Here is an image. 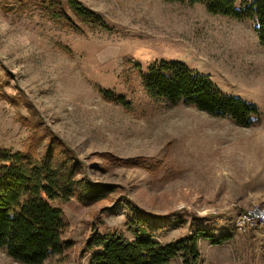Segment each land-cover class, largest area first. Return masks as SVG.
<instances>
[{
    "label": "rangeland",
    "instance_id": "374dc122",
    "mask_svg": "<svg viewBox=\"0 0 264 264\" xmlns=\"http://www.w3.org/2000/svg\"><path fill=\"white\" fill-rule=\"evenodd\" d=\"M76 1L104 26L80 34L0 0V145L20 149L29 136L22 116L30 117L71 150L79 181L112 189L90 205L53 202L69 221L65 238L74 247L47 264H88V254L79 257L83 224L104 208L106 226L125 230L122 202L155 218L152 236L161 243L198 224L228 235L218 245L199 240L203 264H264L260 229L232 228L240 212L264 203V49L252 23L210 14L199 3ZM157 61L207 75L259 114L244 127L189 104L151 100L126 69L139 64L145 74ZM101 91L124 95L128 106L103 100ZM173 214L186 223H172ZM0 264L20 263L0 250Z\"/></svg>",
    "mask_w": 264,
    "mask_h": 264
},
{
    "label": "trees",
    "instance_id": "16d2710c",
    "mask_svg": "<svg viewBox=\"0 0 264 264\" xmlns=\"http://www.w3.org/2000/svg\"><path fill=\"white\" fill-rule=\"evenodd\" d=\"M163 1L199 3L210 14L249 21L264 49V0ZM13 3L19 12L34 10L39 16L80 34L104 26L98 15L79 7L76 0H13ZM3 8L15 10L10 3ZM129 66L127 73L139 76L140 86L153 101L189 104L244 127L251 126L259 114L256 106L221 93L207 75L196 74L181 62L157 61L145 74L139 64ZM100 94L107 102L128 106L124 95L108 91ZM22 117V124L29 130L22 147L12 150L0 145V250L20 264H47L61 259L74 247V241L65 238L69 221L53 202L75 198L90 205L108 199L112 189L79 181L78 161L71 150L52 131H44L39 124L33 126L30 117ZM42 138L46 140L44 144ZM55 144L60 145L61 151L55 149ZM112 160L116 162L115 158ZM134 162L139 166L145 164L142 158ZM122 204L129 216L125 230L106 226L102 219L104 208L83 224L79 257L88 254V264H203L199 240L218 245L230 238L216 236L214 229L198 224L190 235L161 243L152 236L157 226L155 218L133 203ZM171 216L172 223H186L183 215Z\"/></svg>",
    "mask_w": 264,
    "mask_h": 264
},
{
    "label": "built area",
    "instance_id": "2783aa9c",
    "mask_svg": "<svg viewBox=\"0 0 264 264\" xmlns=\"http://www.w3.org/2000/svg\"><path fill=\"white\" fill-rule=\"evenodd\" d=\"M252 227H258L264 235V203L254 204L244 209L232 223V228L241 232Z\"/></svg>",
    "mask_w": 264,
    "mask_h": 264
}]
</instances>
